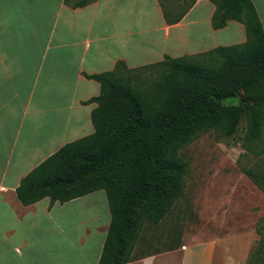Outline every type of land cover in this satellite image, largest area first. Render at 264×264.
<instances>
[{"label": "crops", "instance_id": "obj_1", "mask_svg": "<svg viewBox=\"0 0 264 264\" xmlns=\"http://www.w3.org/2000/svg\"><path fill=\"white\" fill-rule=\"evenodd\" d=\"M75 1L0 0V264L99 262L111 216L94 228L66 219L70 203L99 190L53 205L49 197L24 205L17 194L35 166L94 132L97 104L85 102L101 85L86 74L113 70L119 60L136 68L247 40L240 21L214 28L211 0H196L172 24L159 0L73 7ZM253 2L264 27V0ZM227 240L152 252L126 264H247L257 245Z\"/></svg>", "mask_w": 264, "mask_h": 264}, {"label": "trees", "instance_id": "obj_2", "mask_svg": "<svg viewBox=\"0 0 264 264\" xmlns=\"http://www.w3.org/2000/svg\"><path fill=\"white\" fill-rule=\"evenodd\" d=\"M70 2V0H67ZM95 0H77L73 7ZM168 23L179 22L196 0H159ZM219 29L244 23V43L130 68L86 74L101 85L92 111L94 132L66 143L22 178L24 205H51L104 190L111 212L98 264H126L148 243L144 227L160 224L184 196L189 162L181 150L203 133L233 137L264 155V27L253 0H211ZM154 70L156 79L146 71ZM239 99V102L228 100ZM264 190V167L243 168ZM247 264H264V233ZM177 248V247H174ZM170 248V249H174Z\"/></svg>", "mask_w": 264, "mask_h": 264}, {"label": "rangeland", "instance_id": "obj_3", "mask_svg": "<svg viewBox=\"0 0 264 264\" xmlns=\"http://www.w3.org/2000/svg\"><path fill=\"white\" fill-rule=\"evenodd\" d=\"M146 72L153 75L152 79L157 78L154 70ZM244 124L245 119L233 137L218 140L212 130L183 147L181 153L189 162L184 196L160 224L144 227L143 237L148 243H143L136 255L214 239H229L230 244L239 241L240 245L250 240L253 246L258 245V230L264 233V190L243 168L264 167V155L258 156L243 146ZM66 213L68 222L89 228L111 216L104 190L70 203Z\"/></svg>", "mask_w": 264, "mask_h": 264}]
</instances>
